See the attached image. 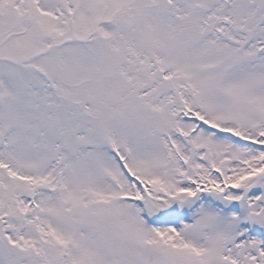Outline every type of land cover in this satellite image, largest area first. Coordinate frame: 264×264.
Wrapping results in <instances>:
<instances>
[{
	"label": "snow or ice",
	"instance_id": "6c2138e0",
	"mask_svg": "<svg viewBox=\"0 0 264 264\" xmlns=\"http://www.w3.org/2000/svg\"><path fill=\"white\" fill-rule=\"evenodd\" d=\"M0 264H264V0H0Z\"/></svg>",
	"mask_w": 264,
	"mask_h": 264
}]
</instances>
